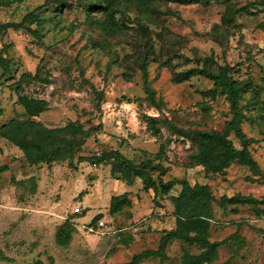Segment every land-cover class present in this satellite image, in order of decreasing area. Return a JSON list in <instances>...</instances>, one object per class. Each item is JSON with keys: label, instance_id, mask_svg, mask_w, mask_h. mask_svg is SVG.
Instances as JSON below:
<instances>
[{"label": "rangeland", "instance_id": "1", "mask_svg": "<svg viewBox=\"0 0 264 264\" xmlns=\"http://www.w3.org/2000/svg\"><path fill=\"white\" fill-rule=\"evenodd\" d=\"M152 2L115 13L119 29L112 30L94 24L105 15L91 18L90 0H0V60L10 67L0 66V264H183L207 249L175 239L163 246L178 228L173 197L188 194L181 182L193 199L205 189L209 240L219 243L210 264H264V0ZM30 13L40 20L6 28ZM222 68L256 89L238 103L255 165L210 171L197 164L196 134L227 135L234 116L228 95L198 72ZM189 70L195 75L179 83L176 76ZM21 97L45 101L44 111L31 118ZM33 121L55 130L52 145L61 137L64 160L30 163L16 142L43 140L25 128ZM70 124L85 134L60 132ZM10 126L19 131L9 140L1 131ZM228 139L243 149L234 132ZM115 152L153 162V177L162 174L173 190L163 195L140 178L113 177ZM98 154L103 161L94 165ZM122 195L124 208L113 214L111 200ZM237 196L239 203L220 206ZM97 217L121 233L98 232Z\"/></svg>", "mask_w": 264, "mask_h": 264}, {"label": "trees", "instance_id": "2", "mask_svg": "<svg viewBox=\"0 0 264 264\" xmlns=\"http://www.w3.org/2000/svg\"><path fill=\"white\" fill-rule=\"evenodd\" d=\"M8 4L11 3H21L24 0H2ZM92 2L91 6L87 9V12L91 18H93V13H103L105 18L103 20L96 19L94 24L101 27H107L112 30L119 29V24L115 20L114 14L121 12L131 13V6H136L137 8L144 9V5L153 4V0H90ZM167 3H177V4H193L199 3L202 0H162ZM48 8V7H47ZM43 8L40 7L39 10ZM40 20V15L35 13H30L25 18L23 24H9L6 28H14L16 30L23 28L25 24H34L36 21ZM0 66L5 70H9L8 61L5 59L0 60ZM199 75L205 77L206 79L212 81L216 89L221 88L223 93L228 95V100L231 104V109L233 113V120L229 124L227 130V135L220 134L217 132H199L196 134V143H197V154L195 156L197 164L204 166L207 170L210 171H219L222 168H226L231 162L239 161L241 164L246 166H253V162L250 152L248 151V141L245 138V134L242 131V119L243 113L238 109V103L242 100H245V93L247 92H256V89H253L252 84H241L238 85L234 79L229 75L228 68H222L217 74L212 73L208 70H202L198 72ZM195 75L194 70H189L183 73H179L176 76V80L181 83L187 81L189 78ZM148 99L152 102L154 106H158L155 92L151 91L150 88H147ZM20 102L23 104L25 110L29 116L36 117L41 114L46 106V102L43 100H29L27 98H20ZM2 112L0 111V116ZM155 125H166L170 128H174L172 124L167 120H156L151 121ZM36 122H28L25 125L27 131H29L32 138L42 137V141L35 142L34 139L30 141L19 140L16 142L17 146H20L24 151L25 156L32 164L38 163H54L64 160V157L67 156V150L64 145L58 143L61 137H58L56 144L52 145L53 133L55 130H40L37 129ZM39 128V127H38ZM15 128L10 126L1 131V136L7 139H13L14 135L19 130H14ZM20 129V128H19ZM60 132H70L72 136L83 135L85 132L81 126L75 124H70L68 127H65L64 130ZM234 132L235 135L242 141L243 149L239 150L235 148L233 143L228 139V133ZM36 155V156H35ZM111 157V174L112 176H118L120 179L129 181L133 176L134 178H140L143 181L144 188L146 190L155 189L158 193L163 195L169 194L173 187L175 186L174 182H164L161 178L162 174H159L156 178L153 177L152 171L157 170L156 166H153V162L146 161L142 164H135L133 161L128 160L123 155L118 152H115L110 155ZM103 161L102 155H99L93 159L94 165H98ZM181 185L184 186V191L187 190L188 194L185 192L179 197H173V203L176 206V215L178 225L176 230H173L167 233L163 240V246L169 240H181L185 243L198 245L207 251L201 255H190L187 254L183 264H210L212 260L216 257L217 249L219 243H212L209 240L208 234V218L211 215L208 202L205 198V189L200 188L196 197L193 199L189 194V186L187 182H181ZM244 201H250L249 199H243ZM242 200V201H243ZM240 197L233 198H222L220 206L222 208L227 207V203L235 204L239 203ZM252 201V200H251ZM126 203V196H116L113 197L110 204V210L113 214L119 213ZM101 218H95L93 220L94 225ZM67 226V225H66ZM121 231V230H119ZM63 232H65L63 228ZM121 233V232H119ZM66 234V233H64ZM118 236V235H117ZM163 246L161 249H163ZM162 250L158 252L148 251L139 256L141 257H154L160 255ZM139 258H136L139 259Z\"/></svg>", "mask_w": 264, "mask_h": 264}, {"label": "built area", "instance_id": "3", "mask_svg": "<svg viewBox=\"0 0 264 264\" xmlns=\"http://www.w3.org/2000/svg\"><path fill=\"white\" fill-rule=\"evenodd\" d=\"M100 154H98L99 156ZM76 213H80V208L75 209ZM95 229L98 230V232L102 233L103 235H114L117 236L119 234V230L112 228L109 222H107L105 219H100L95 226ZM92 231V229H91Z\"/></svg>", "mask_w": 264, "mask_h": 264}]
</instances>
